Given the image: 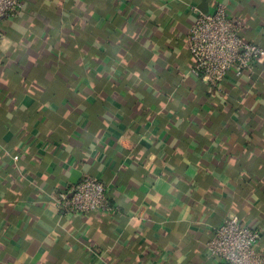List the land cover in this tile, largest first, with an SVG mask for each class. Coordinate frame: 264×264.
I'll return each mask as SVG.
<instances>
[{
  "label": "crops",
  "instance_id": "1",
  "mask_svg": "<svg viewBox=\"0 0 264 264\" xmlns=\"http://www.w3.org/2000/svg\"><path fill=\"white\" fill-rule=\"evenodd\" d=\"M219 2L264 46V0H24L3 21L0 264H229L206 248L229 214L264 251V61L189 72L190 5ZM84 174L115 212L59 210Z\"/></svg>",
  "mask_w": 264,
  "mask_h": 264
},
{
  "label": "built area",
  "instance_id": "2",
  "mask_svg": "<svg viewBox=\"0 0 264 264\" xmlns=\"http://www.w3.org/2000/svg\"><path fill=\"white\" fill-rule=\"evenodd\" d=\"M23 7L24 0H0V42L5 39L3 21L18 15ZM190 8L196 16L187 35L192 58L189 72L216 86L229 72L237 77H251L254 63L264 61V46L241 35L242 23L227 4L219 2L212 12L199 11L195 5ZM54 198L62 213L116 210L107 196L106 185L90 174H84L69 192H58ZM259 236L257 229L243 224L236 214H229L215 228L206 248L229 264H264V251L257 245Z\"/></svg>",
  "mask_w": 264,
  "mask_h": 264
}]
</instances>
